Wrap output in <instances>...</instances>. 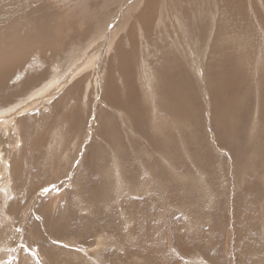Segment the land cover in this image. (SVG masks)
<instances>
[{
  "label": "rangeland",
  "instance_id": "rangeland-1",
  "mask_svg": "<svg viewBox=\"0 0 264 264\" xmlns=\"http://www.w3.org/2000/svg\"><path fill=\"white\" fill-rule=\"evenodd\" d=\"M196 1L98 0V18L84 11L89 20L75 10L68 17L69 0L37 3L58 9V23L76 16L84 36L66 42L67 59H59L65 50L49 59L59 88L21 91L0 114L1 122L12 117L0 122V264H264V0ZM88 22L96 27L90 42ZM177 64L189 83L175 97L180 119L169 95L158 94L160 77L173 76L167 66ZM210 71L218 74L214 84ZM219 75L230 91L222 92ZM234 94L236 103L244 98L239 110H232ZM128 97L140 106L134 118L109 103ZM42 113L49 122L41 115L43 126L23 130L30 138H15L16 119L28 124L27 116ZM14 160L22 169H13ZM89 174L97 185L87 206L75 198L76 178Z\"/></svg>",
  "mask_w": 264,
  "mask_h": 264
},
{
  "label": "bare ground",
  "instance_id": "bare-ground-1",
  "mask_svg": "<svg viewBox=\"0 0 264 264\" xmlns=\"http://www.w3.org/2000/svg\"><path fill=\"white\" fill-rule=\"evenodd\" d=\"M41 1H44V0H0V29H5L7 28L8 30V33H6V31H4L3 35L0 36V41H1V48H0V114H3L5 112H7L9 109H10V106H14V103L19 100V99H22L20 98V96H22L26 91L28 90H33L32 88H37L38 91L35 93V94H43L44 92L50 90L51 87L54 86V89L55 88H59L60 85L62 84L61 82H63V80H60L59 81V74L56 73L53 74L51 76V74H49L51 71V68H52V63L49 61V59H53V57L56 56V54L60 53V51L62 50H65L61 57L64 59V57H66V59L68 58V55L70 54V51H69V47L67 46L68 44L66 42H72L76 37L80 38L84 36V32L82 30V27L78 25L76 26V21H77V17L75 16L74 18H71V19H66V21H61L62 23H66L68 25L67 27V32L65 29H63V31L61 30H58L59 26L62 24V23H58L60 22V19H58L59 15L57 16V10L53 9L51 10V12H49L48 10H44L42 11L40 7H37V3L41 4ZM49 1V0H48ZM71 1V4H74L73 5V8L72 6L71 9L69 8V12H68V17L71 15V14H75L77 15V13H80V14H85L84 11H87L88 8L90 9V11H92V16L95 15L94 13V8H95V4L98 0H69ZM104 1V0H103ZM199 1V0H197ZM196 1V2H197ZM203 1V0H202ZM201 1V2H202ZM106 2V1H105ZM195 2V3H196ZM33 3H35V5L33 6V8L31 9ZM42 5V4H41ZM196 5V4H195ZM59 6V5H58ZM113 6V5H112ZM50 7V6H49ZM170 7H172L170 5ZM102 8V7H100ZM194 8V7H193ZM38 10V11H36ZM50 10V9H49ZM76 11L77 13L73 12V11ZM119 11V10H118ZM152 11V10H151ZM48 12V13H46ZM122 12V11H121ZM153 12V11H152ZM188 13V11H187ZM70 14V15H69ZM89 14V13H87ZM85 14V15H87ZM154 14V13H153ZM186 14V13H185ZM187 15V14H186ZM56 16V17H55ZM88 16V20H89V17H91V15H87ZM101 16V15H100ZM150 16V15H149ZM55 17V18H54ZM65 18V16H63ZM73 17V16H72ZM95 17V16H94ZM99 16H96L95 18H98ZM141 17V16H140ZM177 17V16H176ZM11 18V19H10ZM54 18V19H53ZM62 18V17H60ZM232 18V17H231ZM63 19V18H62ZM61 19V20H62ZM143 19V18H142ZM230 19V18H229ZM109 20V19H108ZM158 20V19H157ZM173 20V19H172ZM57 21V23H55ZM145 21V20H144ZM171 21V20H170ZM70 22V24H69ZM98 22L100 21H97L96 22V27L98 26ZM133 22V21H132ZM160 23V22H159ZM89 24V25H88ZM88 24L85 26V29L87 30V33L86 34H89V41L90 42L93 38H95V34H93L95 31L94 29L96 30V27L95 25H92L88 22ZM111 24V23H110ZM233 24V23H232ZM145 25V24H144ZM172 25V24H171ZM72 26H75V28L78 29L77 32H72ZM83 26V28H84ZM149 27V25H148ZM146 30V29H145ZM110 31V30H109ZM212 31V29H211ZM97 32V31H96ZM67 34V36H63ZM99 34V33H98ZM212 34V33H211ZM214 34V33H213ZM107 35V34H106ZM165 35H167L165 33ZM97 36V35H96ZM106 37V36H105ZM167 37V36H166ZM190 37V36H189ZM87 38V37H86ZM159 38V37H158ZM239 38V37H238ZM237 38V39H238ZM84 39V38H83ZM164 39V38H162ZM77 40V39H76ZM82 41V40H81ZM106 42V41H105ZM78 43V42H77ZM166 43V42H165ZM89 44V43H88ZM106 44V43H105ZM95 45V44H94ZM81 46V44H80ZM97 47V46H96ZM79 48V47H78ZM85 48V47H84ZM118 48V47H117ZM71 49V48H70ZM91 49V48H90ZM56 52V53H55ZM91 52V51H90ZM62 53V52H61ZM93 53V52H92ZM119 53V52H117ZM166 53V52H165ZM164 53V54H165ZM80 54V53H79ZM88 54V53H86ZM167 54V53H166ZM66 55V56H64ZM75 55V54H74ZM168 55V54H167ZM58 56V55H57ZM64 56V57H63ZM72 56V55H71ZM162 56V55H161ZM166 56V55H165ZM91 57V56H90ZM88 57V58H90ZM120 57L122 59V56L120 54ZM57 58V57H56ZM87 58V57H86ZM231 58V57H230ZM58 59V60H59ZM76 59V57L74 58ZM229 59V58H228ZM232 59V58H231ZM56 59V61H58ZM72 60H73V57H72ZM71 61V59L69 60ZM94 61V60H93ZM258 61V60H257ZM50 62V64H49ZM73 63V61H71ZM84 62V61H83ZM82 62V63H83ZM70 63V62H69ZM72 63L70 64V66L72 65ZM87 63V61L85 62ZM84 63V64H85ZM231 62H229L230 64ZM256 63V62H255ZM232 64V63H231ZM124 64H121L119 65V68H124L123 67ZM126 65V64H125ZM166 65V64H165ZM255 66V65H254ZM58 67V66H57ZM80 67V65L77 66L76 69H78ZM258 67V66H257ZM73 68V67H72ZM230 68V67H229ZM167 69L168 71H170L171 73H173V76L168 73V72H164L161 80L159 79L160 81V85H159V97L161 98L160 100H164L167 98V96L169 95V99L171 101V103L173 104V106L175 108H177L179 111L178 115L176 117H178L179 119L180 118H184V117H181V113L183 112V110H181V105L176 102L175 100V97L178 96L177 94L181 91L182 87L184 85H187L188 83V79L187 77H185V73H183V69H182V65L181 64H177V65H174V66H167ZM227 69V68H226ZM232 69V68H231ZM185 70V69H184ZM225 70V69H223ZM230 70V69H229ZM58 71V70H57ZM227 71V70H226ZM225 71V72H226ZM229 72V71H228ZM227 72V73H228ZM123 73L126 77L129 76V72L128 70L126 71L125 68L123 69ZM207 73V72H205ZM215 71H210V75H211V84H214V81L216 80V77L218 76L214 74ZM110 74V73H109ZM161 75V74H159ZM206 75V74H205ZM49 76V77H48ZM108 76V74H107ZM223 76V75H222ZM46 77H48L49 79L47 80V83L44 85L42 84L45 80H46ZM51 77V78H50ZM176 77H177V80L179 82H177L176 80ZM110 78L111 75H110ZM109 78V79H110ZM227 78V77H226ZM128 79V78H127ZM127 79H125L123 82H125ZM157 79V78H156ZM111 80V79H110ZM84 81V80H83ZM82 81V82H83ZM92 81V80H91ZM222 80L221 76L219 75V80H218V83H220ZM57 82H60L61 84H56ZM81 81H79L78 83H80ZM157 82V81H156ZM158 83V82H157ZM91 84V83H90ZM106 85H104V94L107 95V94H111L112 93V90H113V84L111 81H106L105 82ZM189 84V83H188ZM221 84V83H220ZM77 85V84H76ZM124 85V83H123ZM134 85V84H133ZM222 85V92L223 91H230L229 89H226L224 90V85ZM79 86V85H78ZM181 88H180V87ZM132 84L130 85L129 87V91H131V89H134L132 88ZM178 87L180 88L179 91H178ZM78 90V88H77ZM23 91V94L22 92ZM118 91H120V89L118 88ZM117 91V92H118ZM157 91V92H158ZM132 92V91H131ZM264 92V91H263ZM244 93V92H243ZM249 94V93H248ZM248 94H245L244 93V97L245 95H248ZM119 95V94H118ZM117 95V96H118ZM157 96V97H158ZM237 96H240L239 94H234L232 97H231V103H232V110H234L235 108L237 110L238 107L240 106L241 102L243 101V99L239 100L238 103H236L235 101V98ZM249 96V95H248ZM247 96V97H248ZM103 97V96H102ZM113 97V95H112ZM38 98V97H37ZM63 98V97H62ZM105 98V97H104ZM103 98V99H104ZM110 98V97H108ZM246 98V97H245ZM36 99V98H34ZM102 99V98H101ZM119 99H122V98H119ZM118 99V100H119ZM247 99V98H246ZM255 99V98H254ZM76 100V99H75ZM110 100V99H109ZM59 101H61V98H59ZM108 101V100H107ZM246 101V100H244ZM255 101V100H254ZM257 101V100H256ZM259 102L261 100H258ZM104 102V101H103ZM113 102H116L118 103L119 105H122V106H126V110L128 111V113L134 118V112L135 110L137 109H140V106L138 103H135V101H133V98L132 97H128L125 101L124 104L123 101H114V99H112L111 101H109V103H113ZM247 102V101H246ZM246 102L244 104H246ZM82 103V102H81ZM52 109L51 110H54L55 108V111H56V108H57V101L55 100L53 103H52ZM222 104V100H221V97L220 95L218 96V102L215 104V108L218 109V105L220 106ZM243 104V106H245ZM33 103L32 102H28L25 104V107H29V106H32ZM63 105V104H61ZM110 105V104H109ZM78 106V105H77ZM260 106V105H259ZM51 108V107H50ZM59 108V107H58ZM234 108V109H233ZM240 108V107H239ZM256 108H257V105H256ZM22 109V108H20ZM19 109V110H20ZM79 109V108H78ZM62 110V109H61ZM80 110V109H79ZM261 110V109H260ZM60 111V110H58ZM18 112V110H17ZM61 112V111H60ZM239 113V112H238ZM56 114V113H55ZM4 115V114H3ZM32 115V114H31ZM43 116V119H41L43 122L45 121H48L47 120V116L45 117L42 114H40L38 117L37 115H32V116H27V119L30 120V119H33L32 122H29L28 124H25L24 122L16 119L17 123V127L16 128V131L15 133H18V135H15V138L16 136L18 137H21L22 139H24V134H26V136L28 138L31 137L32 135V131L30 129H28V132L27 131H23L26 126H29V125H32L36 122H40L41 121L39 120L40 116ZM61 115V114H60ZM59 115V117H61ZM64 115V114H62ZM11 116V115H10ZM1 117L2 119V125H4V123H6L8 125V121H9V118H12V117ZM50 116V115H49ZM71 116V115H70ZM238 116V114H237ZM255 116H256V113H255ZM77 117V116H76ZM42 118V117H41ZM51 118V116H50ZM49 118V119H50ZM63 118V117H62ZM260 118V117H258ZM257 118V122H255V125H254V128L249 130V134H251L249 137H252V134H253V137H256V133L254 135V132H257L258 128L256 126V123L260 122V119ZM107 119V117H106ZM132 119V118H131ZM188 119V118H187ZM237 119V118H236ZM236 119H235V122H236ZM134 120V119H133ZM133 120H132V124L133 123ZM177 120V119H176ZM255 120V118L253 119V121ZM262 120V119H261ZM76 121V120H75ZM105 121V120H104ZM181 121V120H180ZM49 122V121H48ZM61 122V121H60ZM15 123V122H14ZM56 123V122H55ZM136 123V122H135ZM138 123V122H137ZM140 123V122H139ZM138 123V124H139ZM254 123V122H253ZM45 124V123H44ZM43 124V125H44ZM60 124V123H59ZM154 124H155V121H154ZM219 124V123H218ZM221 124V123H220ZM12 125V124H11ZM15 125V124H14ZM42 125V123H41ZM42 125V126H43ZM58 125V123H57ZM262 125H264L262 123ZM261 125V126H262ZM1 126V125H0ZM5 126V125H4ZM10 126V125H9ZM31 126V128H32ZM105 126V124H104ZM260 126V127H261ZM15 129V128H14ZM45 129V127H44ZM49 129V128H47ZM107 129V128H106ZM109 129V128H108ZM235 127H234V134L236 136V131H235ZM264 129V128H263ZM50 130V129H49ZM48 130V131H49ZM101 130V129H100ZM141 130H142V127H141ZM140 130V131H141ZM105 131V130H103ZM111 131V130H110ZM264 131V130H263ZM113 132V131H112ZM111 132V133H112ZM221 132V131H220ZM219 132V140L222 141V138H223V135H224V130H222V132L220 133ZM243 132H246L243 131ZM39 133V132H37ZM50 133V132H49ZM64 134L66 133H63V137ZM108 134V133H107ZM264 134V133H263ZM44 135V134H43ZM47 135V134H46ZM103 135V134H102ZM110 135V134H109ZM39 136V135H38ZM45 136V135H44ZM145 136H147V133H145ZM43 137V136H42ZM41 137V138H42ZM62 137V136H61ZM71 137V135L69 136ZM109 137V136H108ZM114 138V137H113ZM153 138V137H152ZM237 138V136H236ZM40 140V139H39ZM24 141V140H23ZM29 141V140H28ZM43 141V140H42ZM42 141L40 143H42ZM26 142V140H25ZM39 142V141H38ZM154 142V140L152 141ZM95 143V142H94ZM113 143V142H112ZM169 143V142H168ZM24 144V143H23ZM38 144V143H37ZM115 144V142H114ZM155 146L158 149L156 145V143H154ZM222 144L224 145H229V144H226L224 142H222ZM95 146V145H94ZM159 146V145H158ZM28 147V146H27ZM30 149H31V146H29ZM91 147V146H90ZM92 147H93V143H92ZM34 148V147H33ZM95 148V147H93ZM115 148V150H118V147H113V149ZM44 151V149H43ZM48 152V151H47ZM61 153V152H60ZM102 153V152H101ZM210 154V153H209ZM212 155V154H211ZM167 156V155H166ZM230 156V155H229ZM102 157V156H101ZM118 157V156H117ZM215 158V157H214ZM232 158V157H230ZM13 160V158H12ZM46 160V159H45ZM162 160V159H161ZM165 160H166V157H165ZM190 160V159H189ZM31 161V160H30ZM44 161V160H43ZM116 161V160H115ZM164 161V160H163ZM168 161H171L169 160L168 158ZM166 161V162H168ZM234 161V160H233ZM237 161V160H236ZM118 162H120V159L118 158ZM240 164L238 166V168H240L242 166V161H238ZM13 165H14V168L13 166L11 168L13 169H18L20 170V168L22 169V165L20 164L21 162H15V160L13 161ZM158 163V162H157ZM208 163V162H207ZM44 164V163H43ZM169 164V163H168ZM116 165H118L117 161H116ZM150 167V166H149ZM220 167V166H219ZM151 168V167H150ZM177 168V167H176ZM237 168V169H238ZM125 171H126V166L124 167ZM162 169V168H161ZM178 169V168H177ZM160 170V169H159ZM100 172V173H99ZM236 172V171H235ZM98 175L101 176V173H102V169H100L98 171ZM244 173V171H243ZM166 174V172H165ZM159 175V174H158ZM187 175V174H186ZM160 178V177H159ZM172 178V177H171ZM170 178V179H171ZM76 179H79L78 181V194L77 196L75 197L78 201L80 199V201L84 204L87 205V202L90 203H94L95 202V199H93L90 195V193L95 189V185L96 184V178L94 179L93 175L92 174H89V177H88V181L86 180H83L80 178V175H79V178H76ZM164 179V178H163ZM169 179V178H168ZM169 179V180H170ZM174 179V177H173ZM207 179V178H206ZM241 179V178H240ZM172 180V179H171ZM104 180V177H102V183H103ZM173 181V180H172ZM74 182V181H73ZM77 182V181H76ZM160 182V181H159ZM169 182V181H167ZM165 183V182H164ZM178 183V182H177ZM207 183V182H206ZM75 184V183H74ZM209 184V182H208ZM211 184V182H210ZM161 185V184H160ZM166 185V184H165ZM183 185V184H182ZM214 185V183H213ZM238 185V184H237ZM210 186V185H209ZM212 186V185H211ZM182 187V186H181ZM208 187V186H207ZM238 187V186H237ZM186 188V187H185ZM214 188V187H213ZM216 188V186H215ZM240 188V187H239ZM181 189V188H179ZM212 189V188H211ZM168 190V189H167ZM191 190V189H190ZM76 191V190H75ZM181 191H183L181 189ZM176 192V191H175ZM180 192V191H179ZM241 193V192H240ZM101 194V193H100ZM239 195V194H238ZM83 196V197H82ZM70 197V195H69ZM95 198V197H94ZM58 199V198H57ZM69 199V198H68ZM147 199V198H146ZM172 199V198H171ZM72 200V198L70 199ZM153 200V199H152ZM54 204V203H53ZM55 206V205H54ZM88 206V205H87ZM91 207V206H90ZM97 211V210H96ZM245 211V210H244ZM140 212V211H139ZM42 213V212H41ZM46 213V212H45ZM48 213V212H47ZM44 213H42L43 215ZM45 215V214H44ZM50 216V215H49ZM51 217V216H50ZM46 218L48 219V216H46ZM45 218V219H46ZM42 220V219H41ZM49 224V223H48ZM38 226V225H37ZM49 226V225H47ZM49 227H52V226H49ZM48 227V229H49ZM51 229V228H50ZM37 233V232H36ZM39 233V232H38ZM37 233V234H38ZM244 233V232H243ZM77 235V234H76ZM122 240V239H121ZM251 246V245H250ZM249 246V247H250ZM240 249V248H238ZM200 250V249H199ZM203 250V249H202ZM239 251V250H238ZM242 251H244L242 249ZM246 251V250H245ZM241 254V253H239ZM212 255V254H211ZM255 255V254H254ZM81 256V255H80ZM254 257V256H253ZM258 259V258H257Z\"/></svg>",
  "mask_w": 264,
  "mask_h": 264
}]
</instances>
